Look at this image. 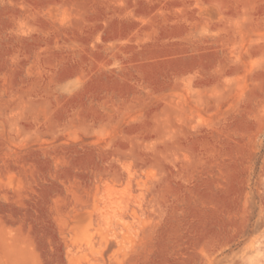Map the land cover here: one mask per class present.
Segmentation results:
<instances>
[{"label":"rangeland","instance_id":"374dc122","mask_svg":"<svg viewBox=\"0 0 264 264\" xmlns=\"http://www.w3.org/2000/svg\"><path fill=\"white\" fill-rule=\"evenodd\" d=\"M0 264H264V0H0Z\"/></svg>","mask_w":264,"mask_h":264},{"label":"bare ground","instance_id":"6f19581e","mask_svg":"<svg viewBox=\"0 0 264 264\" xmlns=\"http://www.w3.org/2000/svg\"><path fill=\"white\" fill-rule=\"evenodd\" d=\"M130 172L133 170V169H129ZM132 173V172H131ZM131 180V179H130ZM113 184L111 185H108L105 187L104 191L106 193V200L103 202V205L105 204V207H106V211H105V220L107 221V224H110V219L112 218V216H115V218H117L120 222H123L124 224H128L129 223V220H128V216L126 215V213H123L122 211H120V209L122 207H126V209H131L132 210V207H130L128 201L129 199H125L124 197V194H122L123 190L122 189L121 191H119V189L117 187H115L114 185L112 186ZM132 186V185H131ZM120 188V186H119ZM131 188V187H130ZM128 190V189H127ZM125 191V190H124ZM131 191V190H130ZM126 192V191H125ZM129 192V191H128ZM105 195V194H104ZM130 195V193L128 194V196ZM104 197V196H103ZM130 197V196H129ZM134 198V197H133ZM135 199V198H134ZM132 200V199H131ZM135 202V201H134ZM102 206V205H101ZM139 209V208H138ZM137 210V209H136ZM133 209V212H135V214L137 213V211ZM140 210V209H139ZM103 211V210H102ZM129 212V211H128ZM102 215V214H101ZM103 216V217H104ZM101 217V216H100ZM138 220V219H137ZM139 222V221H138ZM138 224V223H137ZM103 225H104V222H103ZM112 225V224H111ZM110 225V227H111ZM108 226V225H107ZM106 226V227H107ZM116 226H119L116 225ZM121 226V225H120ZM114 227V226H113ZM116 229V228H115ZM132 229V228H131ZM122 230V229H121ZM111 231V230H110ZM135 231V230H134ZM132 233V232H131ZM125 243V242H124Z\"/></svg>","mask_w":264,"mask_h":264}]
</instances>
